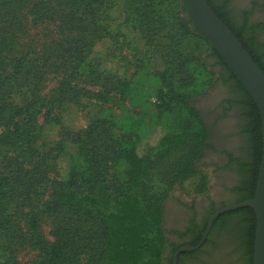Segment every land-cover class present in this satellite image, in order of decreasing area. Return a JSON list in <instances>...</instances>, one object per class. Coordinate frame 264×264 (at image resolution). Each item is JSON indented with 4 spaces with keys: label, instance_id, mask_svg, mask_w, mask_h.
<instances>
[{
    "label": "trees",
    "instance_id": "obj_1",
    "mask_svg": "<svg viewBox=\"0 0 264 264\" xmlns=\"http://www.w3.org/2000/svg\"><path fill=\"white\" fill-rule=\"evenodd\" d=\"M206 1L264 72L263 58L252 51L253 40L243 38L242 32L221 16V8ZM22 9H27L35 25L64 15L58 28L70 38L42 63L27 60L16 51L11 35L15 19H10L15 10ZM120 12L123 23L137 36L133 41L153 50L158 56L154 63L160 61L161 65L153 74L152 123L161 128L162 135L143 153L148 126L143 116L114 113V107L126 100L141 99V90L131 79L107 72L104 63L93 57L95 45L111 36V14L119 16ZM184 15L182 0H0V240L11 234L13 241L34 246L39 254L33 264H173V255L181 246L172 244L170 255L164 257V207L177 185L195 179L190 194L208 191V173L197 164L209 147L210 130L193 102L219 80L236 95L224 103L235 106L243 120L240 134L245 156L229 155L240 175L232 205L253 198L262 156L259 111ZM191 42L203 44L206 59L216 60L223 74L215 78L206 59L186 51L184 45ZM53 67L61 79L45 99L35 96L37 88L30 81L17 83V76L40 77L42 70L46 74ZM82 80L96 90L79 87L76 83ZM70 106H77L88 121L80 132L69 130L62 122ZM177 111L183 113V123L178 127L165 124L162 117ZM39 116L43 118L41 126L37 125ZM63 161L66 169L61 172ZM48 163L58 179L43 200L49 182L42 166ZM166 163L163 187L154 191L149 178ZM28 206L55 218L53 242L41 235V216L23 212ZM20 209L24 228L15 227L12 221ZM216 211H210L202 226L192 232L187 246L200 242ZM228 219H235L233 231L241 260L252 264L254 212L241 208L224 213L211 230ZM197 253H180L178 264ZM0 264L10 263L0 260Z\"/></svg>",
    "mask_w": 264,
    "mask_h": 264
},
{
    "label": "rangeland",
    "instance_id": "obj_2",
    "mask_svg": "<svg viewBox=\"0 0 264 264\" xmlns=\"http://www.w3.org/2000/svg\"><path fill=\"white\" fill-rule=\"evenodd\" d=\"M247 1H258L264 4V0ZM27 13V9L14 11L13 17L10 19L11 21L15 19V21L11 23V35L16 40L17 53H21L23 57L26 55L25 58H28L27 60H33L39 64L42 63L46 58H50V55L55 50H57V48H59L60 44L63 43L62 41H65L64 39L70 37H67L68 35L66 32H62V30L58 28L60 19L64 17L63 14L54 18L53 22L51 23L35 25L31 22ZM117 14L118 13H112L110 16L109 25L111 29V36L95 45L93 49V57L96 60H101V62L104 63L107 72H110L112 75L120 79L122 77L131 79L132 85L141 90V99L126 100L120 106L114 107V113L120 117H123L124 115L143 116L144 123L148 125L145 133V139L141 145V152L143 153L148 147L154 145L162 135L161 128H155L152 123L154 119L153 115L155 113V85L153 83V74L155 70L161 69V65L159 64L160 61H156L154 63L158 56L153 50H147L143 47L141 42L133 41V39L137 38V36L131 32L125 23H123V15H121L122 13L120 12L119 16ZM95 19H98V16H95ZM86 23L87 21L85 24ZM184 47L186 51H192V53L196 54L197 56L206 59L207 51L205 50L203 44H192L191 42V44L187 43L184 45ZM211 61L213 60L210 58L206 59L207 64L212 67V70L215 72L216 76L217 65L214 62L211 63ZM141 66H143L142 71L140 70ZM40 73H42L40 74V77H33L31 74H27V76H17V83L22 84L24 80L30 81L31 86H35L37 88L35 96L45 99V97L51 95V92L56 88L59 80L61 79V74L55 71L54 67L49 68L46 71V74L45 69ZM76 84L79 87L96 90V88L88 85L87 80H82ZM225 86L226 87L220 85L219 88H215L214 86L211 87L214 89L213 94L215 95H213V98L210 102L207 101L203 102L202 104H199V101L196 100L193 102V107L201 114L211 134H215L213 129L215 130V126L217 125L221 127L223 132L227 133V129L224 130L223 127L224 125L225 127H228L227 125L230 127V123H232L231 118L233 117L231 115L229 118L227 115H223L222 117L224 119L219 122L216 121L217 118H214L213 115H211L212 107L214 108V105L216 107H222L223 102L227 100V98L224 97L227 96L226 92L227 88L229 89V87L227 85ZM222 111L225 110L222 109ZM62 118V122L64 123L65 127L74 132H80L88 125V121L85 118L84 113L81 112L77 106H70V109H68V112L65 113ZM162 120L165 121V124L167 125L178 127L183 123L184 115L181 111H177L172 115H164ZM42 122L43 118L42 116H39L37 118V125L41 126ZM215 123H217V125ZM212 141L216 142L215 136L212 138ZM217 161V152L211 151L208 156H206L201 162L197 164L198 168L208 173V181H211L212 183L214 182V177L211 175V173L215 172L217 169ZM171 162L172 159L171 161L169 160V164ZM169 164H164L159 170H156L150 176L149 185L152 190L160 191L162 189L164 177L167 172L166 168ZM65 165L66 164L63 161L60 165L61 172L66 169ZM42 170L44 173H46L49 182L47 184L46 193L44 192L45 197L43 200H45V198L47 199L55 188L58 175L54 172L53 168H51L50 164H43ZM194 182L195 179L185 183L180 188H176L178 186L174 187V189L169 194V196H171V200L169 202L174 200L175 204H177L180 198L185 199V196H189V190L191 189ZM183 194L185 196H183ZM25 209L27 210L24 211L22 209L23 212H28L30 215L38 214L41 216L39 227L41 235L47 241L53 242L55 236L53 234L52 223L55 218H51L47 215L44 216L42 215V211L33 209V207L31 208L28 206ZM22 210L20 209L16 213V218L12 220L15 227L18 226L19 228H24V218L20 217ZM60 219L61 217L58 218V220ZM165 235L168 236L169 232H166ZM13 239L14 237L11 234L9 236L8 234L7 237H3L0 240V260L6 261L10 264L12 263L11 261H14L15 264H33L38 257V250L30 244L18 243L13 241ZM169 255L170 251L167 252L164 257Z\"/></svg>",
    "mask_w": 264,
    "mask_h": 264
},
{
    "label": "flooded vegetation",
    "instance_id": "obj_3",
    "mask_svg": "<svg viewBox=\"0 0 264 264\" xmlns=\"http://www.w3.org/2000/svg\"><path fill=\"white\" fill-rule=\"evenodd\" d=\"M210 1L217 8H221V16L230 25L234 26L236 30H240L243 38L247 41L253 40L252 51L264 60V4L258 1L249 2L247 0ZM210 59L213 60L211 63H216V60ZM216 67L215 78H218L220 74H223V70L219 66ZM220 85L226 87L221 80L217 81L214 87L219 88ZM213 93L214 89L210 88L203 96L198 97L196 101H199V104L207 101L210 102L213 95H215ZM226 93L227 96L224 98L236 99V95L230 88H227ZM222 109L225 111H222ZM211 115L217 118L216 121L218 122L224 119L223 115H227L228 118L230 115L233 117L231 118V126L227 125L228 127H225L224 125L223 127L224 130L227 129V133L223 132L221 127L215 123L219 128L215 126V130L213 129L215 134L210 133L208 145L211 147L209 146L205 150L202 158L203 160L211 151L217 152V169L211 173L214 177V182L209 181L207 193L198 196L190 193L189 196L183 194L186 197L183 199L186 201L180 198L177 204H175L174 200L169 202L171 200V196H169L164 207L163 222V228L166 232H169L168 236L165 235L166 253L171 250L172 244L179 245L181 246L180 248L187 246L191 242L192 232L202 226L208 213L213 209L218 211L221 207L231 206L236 197L234 189L238 184L240 175L238 174L236 165L233 162L231 163L229 155L232 158H243L245 156L243 150L245 141L244 137L240 134L243 120L238 117V111L235 106L230 107L224 102L222 107L214 105ZM214 136L216 142L212 141ZM177 186L175 187L180 188L179 185ZM234 223L235 219H228L223 223L217 224L214 230H210L206 238L208 242H204L205 244L203 243L196 250L198 253L193 257L182 259L180 264H244L241 260V252L238 248L237 237L235 236L236 231H233Z\"/></svg>",
    "mask_w": 264,
    "mask_h": 264
},
{
    "label": "water",
    "instance_id": "obj_4",
    "mask_svg": "<svg viewBox=\"0 0 264 264\" xmlns=\"http://www.w3.org/2000/svg\"><path fill=\"white\" fill-rule=\"evenodd\" d=\"M182 2L185 7L184 16L190 26L209 43L256 105L261 120L262 156L253 198L216 211L209 218L200 242L194 247L185 246L176 251L173 255V264H178L177 258L180 253L196 251L203 245L213 223L220 215L241 208H250L255 216L252 264H264V72L206 0Z\"/></svg>",
    "mask_w": 264,
    "mask_h": 264
}]
</instances>
